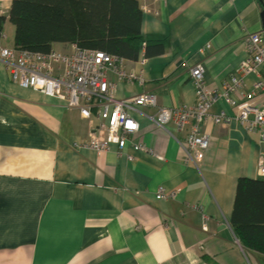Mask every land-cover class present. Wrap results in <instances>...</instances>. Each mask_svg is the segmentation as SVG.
Wrapping results in <instances>:
<instances>
[{
    "label": "crops",
    "instance_id": "obj_1",
    "mask_svg": "<svg viewBox=\"0 0 264 264\" xmlns=\"http://www.w3.org/2000/svg\"><path fill=\"white\" fill-rule=\"evenodd\" d=\"M10 4L0 0V15ZM157 13L141 14L146 68L136 65L139 52L124 64L144 83L108 75L116 100L156 98V109L130 113L138 124L130 141L149 155L127 148L95 155L82 147L96 111L85 120L64 101L19 89L0 62V264H264L230 229L239 181H263L256 135L238 124L227 131L201 124L208 146L195 169L183 150L189 127L162 130L149 120L159 109L195 103L188 67L201 66L207 88L218 91L236 75L245 37L264 31V2L160 0ZM7 30L0 48L12 49ZM7 38L9 47L2 45ZM254 82L244 77L243 92ZM250 103L260 108L264 94ZM221 111L229 108L219 101L209 114ZM159 188L174 197L157 201Z\"/></svg>",
    "mask_w": 264,
    "mask_h": 264
},
{
    "label": "built area",
    "instance_id": "obj_2",
    "mask_svg": "<svg viewBox=\"0 0 264 264\" xmlns=\"http://www.w3.org/2000/svg\"><path fill=\"white\" fill-rule=\"evenodd\" d=\"M140 14L149 18L157 17L160 0H135ZM264 2V0H263ZM264 31L248 34L244 43L247 54L239 63L235 76L222 82L220 91L207 88L203 80V69L197 65L188 67L187 73L195 90V103L166 110L159 109L152 123L160 129L168 125L181 131L189 127L183 143L185 163L197 169L203 160L208 139L200 132V125L210 123L226 131L234 124L241 126L248 134L256 135L260 148L256 157L258 177H264V105L260 108L250 101L264 94ZM146 44L139 47L137 66L139 70L147 66ZM0 62L7 69L10 80L24 91L64 101L67 108L76 110L82 119L92 118L96 111L97 123L88 131L87 142L82 146L95 155L116 149L117 155L129 149L132 153L145 155L151 152L142 145L130 141L138 131V124L130 113H138L141 108H157L156 98L140 94L120 101L114 98V85L108 75H114L120 82L144 83L140 71H125V60L102 52L83 50L77 45H68L65 51L49 50L45 54L25 50L0 48ZM254 76L255 82L244 93L243 78ZM222 101L229 108L210 115L209 110ZM132 161L131 156H127ZM175 193L165 196L162 189L155 195L157 201L172 199Z\"/></svg>",
    "mask_w": 264,
    "mask_h": 264
},
{
    "label": "trees",
    "instance_id": "obj_3",
    "mask_svg": "<svg viewBox=\"0 0 264 264\" xmlns=\"http://www.w3.org/2000/svg\"><path fill=\"white\" fill-rule=\"evenodd\" d=\"M6 25L13 48L32 53L77 45L133 61L145 43L135 0H11L0 15V42ZM230 229L244 250L264 257V180L239 181Z\"/></svg>",
    "mask_w": 264,
    "mask_h": 264
},
{
    "label": "rangeland",
    "instance_id": "obj_4",
    "mask_svg": "<svg viewBox=\"0 0 264 264\" xmlns=\"http://www.w3.org/2000/svg\"><path fill=\"white\" fill-rule=\"evenodd\" d=\"M8 27H9V28L11 29V31L13 32V30H12L13 28H12L11 26L7 25V26L5 27L6 29L4 30V31H5V32H4L5 35L8 34V30H7ZM11 44H12V41H11L10 38H7L6 41H3V42H2V45L8 46V47H9ZM60 48H61V46H59V45H58V46H54V49H57V50H60V51H61ZM12 49H14V48H12ZM253 136H255V135H253ZM255 137H256V136H255ZM256 141H257V138H256ZM256 173H257V172H256ZM257 177H258V176H257ZM258 178L264 180V177H263V178H262V177H258ZM255 181H256V180H255Z\"/></svg>",
    "mask_w": 264,
    "mask_h": 264
},
{
    "label": "water",
    "instance_id": "obj_5",
    "mask_svg": "<svg viewBox=\"0 0 264 264\" xmlns=\"http://www.w3.org/2000/svg\"><path fill=\"white\" fill-rule=\"evenodd\" d=\"M262 17H264V13L262 14Z\"/></svg>",
    "mask_w": 264,
    "mask_h": 264
}]
</instances>
